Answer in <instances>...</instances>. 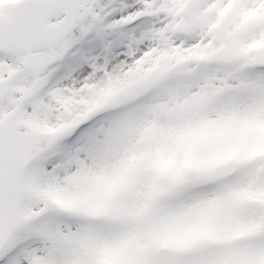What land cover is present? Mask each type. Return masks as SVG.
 Masks as SVG:
<instances>
[{"label":"snow or ice","instance_id":"1","mask_svg":"<svg viewBox=\"0 0 264 264\" xmlns=\"http://www.w3.org/2000/svg\"><path fill=\"white\" fill-rule=\"evenodd\" d=\"M0 264H264V0H0Z\"/></svg>","mask_w":264,"mask_h":264}]
</instances>
